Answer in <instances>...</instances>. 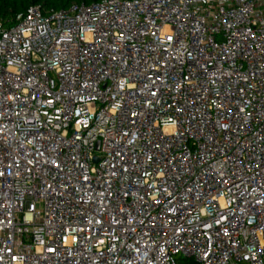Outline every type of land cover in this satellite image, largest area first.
<instances>
[{
  "label": "built area",
  "instance_id": "obj_1",
  "mask_svg": "<svg viewBox=\"0 0 264 264\" xmlns=\"http://www.w3.org/2000/svg\"><path fill=\"white\" fill-rule=\"evenodd\" d=\"M179 256L264 264V0L0 19V264Z\"/></svg>",
  "mask_w": 264,
  "mask_h": 264
},
{
  "label": "trees",
  "instance_id": "obj_2",
  "mask_svg": "<svg viewBox=\"0 0 264 264\" xmlns=\"http://www.w3.org/2000/svg\"><path fill=\"white\" fill-rule=\"evenodd\" d=\"M102 0H0V19L8 21L17 13L24 12L31 5H40L43 9L59 10L69 7L73 3L89 4ZM178 264H194L191 258L179 256Z\"/></svg>",
  "mask_w": 264,
  "mask_h": 264
},
{
  "label": "water",
  "instance_id": "obj_3",
  "mask_svg": "<svg viewBox=\"0 0 264 264\" xmlns=\"http://www.w3.org/2000/svg\"><path fill=\"white\" fill-rule=\"evenodd\" d=\"M97 159L96 158H94V161H96Z\"/></svg>",
  "mask_w": 264,
  "mask_h": 264
}]
</instances>
